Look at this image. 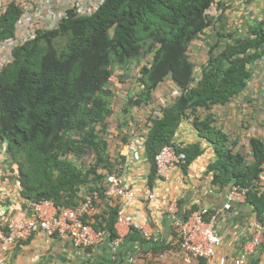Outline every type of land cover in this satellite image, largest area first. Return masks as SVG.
I'll use <instances>...</instances> for the list:
<instances>
[{
    "label": "trees",
    "instance_id": "trees-1",
    "mask_svg": "<svg viewBox=\"0 0 264 264\" xmlns=\"http://www.w3.org/2000/svg\"><path fill=\"white\" fill-rule=\"evenodd\" d=\"M215 1L104 0L89 15L72 5L56 27H38L33 39L14 49L0 74V142L7 145L10 174L25 208L44 200L75 208L90 197L97 210L90 220L93 227L106 233L104 241L118 237L119 204L108 199L106 180L125 171L133 134L145 137L153 184L157 153L175 144L190 112L231 102L245 91L254 66L264 58V19L231 27L223 2L216 15L208 13ZM24 11L23 0H12L1 12L0 42L16 35ZM208 29L219 35L195 83L197 70L188 52L193 41L209 37ZM147 57L152 59L140 70L138 93L127 92L128 101L116 114L122 89L111 86L116 70L129 71ZM168 77L167 105L158 99L155 106V91ZM173 90L181 94L171 97ZM141 111L148 113L145 121ZM115 115L113 146L109 123ZM214 121L208 114L192 123L215 153L208 166L212 184L221 190L232 184L248 188L247 202L264 225V139L250 138L247 160ZM179 150L185 154V170L204 154L200 142ZM87 154H95V161L85 167L78 160ZM179 208V216L188 218L197 205Z\"/></svg>",
    "mask_w": 264,
    "mask_h": 264
},
{
    "label": "crops",
    "instance_id": "crops-1",
    "mask_svg": "<svg viewBox=\"0 0 264 264\" xmlns=\"http://www.w3.org/2000/svg\"><path fill=\"white\" fill-rule=\"evenodd\" d=\"M218 2L226 5L225 16L231 27L241 26L247 20L264 19V0H216L215 9ZM202 43L201 39L194 41L192 50L196 51ZM175 141L185 146L200 142L204 154L186 170L181 167L173 170L168 181L158 177L150 184L151 163L145 153V143H141L143 148L136 157L129 156V167L124 173L125 184L139 187L140 194L130 210L144 216L149 236L137 226L122 227L123 243L113 254L108 240L95 248H76L67 238H50L37 231L5 256H0V264H206L204 260H192L190 263L184 260L175 218L168 211L173 199H177L185 210L191 209L199 200L202 205L210 207L212 214L220 212L217 225L223 242L218 255L231 264L234 256L251 245L257 215L248 202H235L232 210L222 211L227 189L221 190L213 185L212 174L208 173L215 153L191 123L185 122L180 126ZM8 157L0 147V219L3 215L24 217L27 213L21 190L11 177ZM148 192L156 193L153 202L148 200ZM252 258L255 263L264 264V243Z\"/></svg>",
    "mask_w": 264,
    "mask_h": 264
},
{
    "label": "built area",
    "instance_id": "built-area-1",
    "mask_svg": "<svg viewBox=\"0 0 264 264\" xmlns=\"http://www.w3.org/2000/svg\"><path fill=\"white\" fill-rule=\"evenodd\" d=\"M12 0H0V14L3 13ZM25 11L16 23V35L7 37L0 42V74L3 69L12 61L14 49L36 36V29L41 26L54 28L66 16L69 6L76 5L80 14L89 15L103 3L104 0H23ZM60 3L58 4L57 2ZM63 8L60 9L59 6ZM65 5V6H64ZM40 24V25H39ZM181 94L179 90H173L171 97ZM159 103L167 105L168 97L160 96ZM158 103V100H157ZM152 107V106H151ZM159 111L155 112L158 115ZM145 137L135 132L130 141L127 155L128 162L125 165L126 171L129 167V156H137L143 148ZM184 144L175 141V144L164 146L157 153L155 161L158 177L168 181L173 170L185 164V154L179 148ZM0 147L7 153V145L0 142ZM8 155V153H7ZM138 159V158H137ZM124 172L111 173L107 176L108 199L118 200L119 210L116 222L118 237L111 241V249L116 254L124 239L122 227L130 228L137 226L146 236L147 222L141 213L131 211L133 202L140 194L139 187H133L124 183ZM16 186L20 189L18 183ZM264 190V185L261 186ZM248 188L232 184L226 192L225 203L222 211H229L235 202H246ZM147 198L153 202L156 198L155 192H148ZM199 207L193 211L188 218H181L177 199H173L169 206V213L175 218V227L180 239V249L183 258L190 263L192 260H204L206 264H227L226 258L219 257L218 249L223 239L220 228L217 225V216L220 212L212 214L207 205H202L199 200L194 202ZM93 199L87 198L77 207H58L53 201L44 200L33 203L26 208L24 217L3 215L0 219V256H5L20 242L30 239L35 232L40 231L45 236L67 238L76 248H95L102 244L106 233L96 230L91 224L96 213ZM264 243V225L256 223L255 234L252 237L251 245L232 258L231 264H252V255L260 249ZM164 257V254L161 255Z\"/></svg>",
    "mask_w": 264,
    "mask_h": 264
},
{
    "label": "rangeland",
    "instance_id": "rangeland-1",
    "mask_svg": "<svg viewBox=\"0 0 264 264\" xmlns=\"http://www.w3.org/2000/svg\"><path fill=\"white\" fill-rule=\"evenodd\" d=\"M60 1L57 3L59 4ZM63 1L67 3L69 0ZM59 8L63 10L61 5ZM214 9L215 8L212 7L210 11L215 13L216 11ZM208 30L211 32L209 37L202 38L203 43L200 44L196 51H189V58L195 65L197 74L200 73L202 66L207 62L208 52L211 45H213L218 39L219 33H216L212 29ZM151 59V57H147L142 60L139 66H135L134 64L129 71L127 70L123 72L121 70H116L111 86H114V89L116 85H118V89L122 88L120 90L121 95H118L114 104V106L119 104V109L116 114L122 112L124 105L127 103V92L134 93L133 95L138 93L136 91H138L139 88L137 86L138 77H140V70L144 65L150 64ZM171 85V77H168L163 85L155 91V106H157V96L160 95L167 97L171 91ZM140 113L143 116V120L148 118V113L146 111H141ZM208 114H213L214 116L215 121L213 122V126H216L228 134L230 141L234 143V151L239 150L243 152L247 157V160H250V138L261 137L264 139V58L254 66L252 79L249 81L248 87L245 91L239 96L226 105H214L211 109L199 108L195 112H190L186 122L192 124L193 119L198 116L200 118H205ZM118 121V115H115L114 117H111L109 123L111 126L109 127V130L111 131L109 134H112L110 137V145L113 146H115L113 138H115V134L118 131ZM144 121L142 122L143 124ZM110 149H112L111 146ZM94 161L95 154H87L79 159L78 163L86 167V165L93 164Z\"/></svg>",
    "mask_w": 264,
    "mask_h": 264
},
{
    "label": "clouds",
    "instance_id": "clouds-1",
    "mask_svg": "<svg viewBox=\"0 0 264 264\" xmlns=\"http://www.w3.org/2000/svg\"><path fill=\"white\" fill-rule=\"evenodd\" d=\"M215 4H216V1H215V3L211 6L210 9H212V7L215 8V7H216V6H214ZM210 9L208 10V13H209V14H211V15H216V14H217V12H218L217 9H214V10L216 11L215 13H212V12L210 11ZM197 40H199V39H197ZM193 42H194V41H193ZM193 42H192V43H193ZM191 50H192V44H191V46H190V48H189V51H191ZM188 54H189V52H188ZM195 73H196V80H195V83H196L197 80H198L199 74H197V71H196ZM184 123H185V122H184ZM185 147H186V146H185ZM228 189H229V188H228ZM228 189H227V190H228ZM246 202H247V201H246ZM257 222H260L258 218H257ZM257 222H256V223H257ZM255 225H256V224H255ZM262 245H263V244H262ZM260 247H261V246H260Z\"/></svg>",
    "mask_w": 264,
    "mask_h": 264
}]
</instances>
